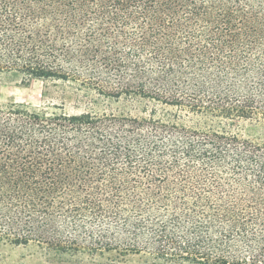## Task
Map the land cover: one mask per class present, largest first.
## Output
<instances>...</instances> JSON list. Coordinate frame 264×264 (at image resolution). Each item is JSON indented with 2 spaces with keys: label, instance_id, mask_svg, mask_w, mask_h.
<instances>
[{
  "label": "trees",
  "instance_id": "16d2710c",
  "mask_svg": "<svg viewBox=\"0 0 264 264\" xmlns=\"http://www.w3.org/2000/svg\"><path fill=\"white\" fill-rule=\"evenodd\" d=\"M2 74L89 98L0 101V243L264 264V0H0Z\"/></svg>",
  "mask_w": 264,
  "mask_h": 264
},
{
  "label": "rangeland",
  "instance_id": "374dc122",
  "mask_svg": "<svg viewBox=\"0 0 264 264\" xmlns=\"http://www.w3.org/2000/svg\"><path fill=\"white\" fill-rule=\"evenodd\" d=\"M95 97V95H94ZM88 96L69 82L59 80L23 81L19 76L0 75V101L22 102L31 106L62 105L69 113L87 109ZM98 98V97H97ZM99 99V98H98ZM0 264H155L140 255L124 257L109 252L91 257L84 253H47L36 245L11 247L0 243ZM160 264V263H156Z\"/></svg>",
  "mask_w": 264,
  "mask_h": 264
}]
</instances>
